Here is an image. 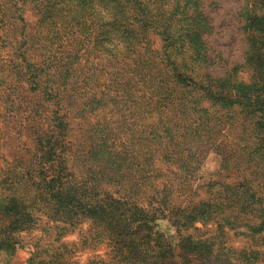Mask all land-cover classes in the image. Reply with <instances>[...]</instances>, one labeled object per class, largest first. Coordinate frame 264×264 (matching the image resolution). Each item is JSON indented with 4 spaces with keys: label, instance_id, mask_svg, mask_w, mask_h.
Masks as SVG:
<instances>
[{
    "label": "rangeland",
    "instance_id": "rangeland-1",
    "mask_svg": "<svg viewBox=\"0 0 264 264\" xmlns=\"http://www.w3.org/2000/svg\"><path fill=\"white\" fill-rule=\"evenodd\" d=\"M262 96L264 0H0V264H264Z\"/></svg>",
    "mask_w": 264,
    "mask_h": 264
},
{
    "label": "trees",
    "instance_id": "trees-1",
    "mask_svg": "<svg viewBox=\"0 0 264 264\" xmlns=\"http://www.w3.org/2000/svg\"><path fill=\"white\" fill-rule=\"evenodd\" d=\"M254 37H252V39H250L251 42H254ZM258 100L260 101V104L258 103ZM255 102H253V104H255V106L259 107V110L261 111V108H264V96H262V100L258 99ZM248 104H252V102H248ZM61 120L63 121V119L61 118ZM61 124H63V122H61ZM264 125V124H263ZM48 143L43 145L42 151L45 152V147L49 148V150L46 151L47 155V159H49L50 161H55L57 162L59 160V153H57V151H55L53 148L54 146L58 145V142L50 139H47ZM58 163V162H57ZM61 182V176L59 174H57L55 176V178L53 180H51L49 182L50 186L49 188L52 187H58L59 184ZM66 202H64V207L66 208V211L69 213H75L76 215H85V216H94V217H103V213L104 212H108L111 215H116L119 212V206L124 204L122 201L121 202H114L112 204H114V207L111 209L106 210V206H108L109 204H111L110 201H100L97 204H94L92 206H90V208H86V206L80 205L74 198L67 196L66 197ZM106 214V213H105ZM166 214V213H165ZM124 216H126V219L128 221V223L126 225L128 226H132L134 225L133 221H134V217L131 215H127L126 213L122 214ZM138 217L140 216V214H137ZM82 216V217H85ZM136 217V216H135ZM159 217V216H157ZM169 217V216H168ZM183 219L187 220L188 222H191L190 220L194 219V215L191 216H182ZM133 220V221H132ZM119 234L118 236L115 238L114 236H111V239L113 242L117 243H121L122 241H119L120 238H122V233H124L125 230H123V227H121L119 230ZM134 232V230H133Z\"/></svg>",
    "mask_w": 264,
    "mask_h": 264
}]
</instances>
